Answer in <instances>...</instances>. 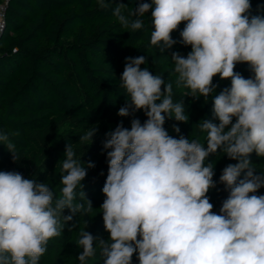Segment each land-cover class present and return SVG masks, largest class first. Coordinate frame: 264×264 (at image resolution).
<instances>
[{"label": "clouds", "instance_id": "9594fccd", "mask_svg": "<svg viewBox=\"0 0 264 264\" xmlns=\"http://www.w3.org/2000/svg\"><path fill=\"white\" fill-rule=\"evenodd\" d=\"M111 2L112 15L128 32L142 30L151 12L149 46L161 54L177 43L172 33L183 23L179 43L191 51L172 52L174 82L142 68L144 55L125 58L118 85L125 103L117 115L142 111L146 119H131L130 128L121 120L105 133L108 172L99 209L109 237H94L86 222L76 241L79 264L97 250L103 264H132L134 255L139 264H264V195L256 194L264 173L256 174L250 158H264V15H251V0H141L134 8ZM238 64L253 75L235 71ZM216 76L230 80L218 94ZM174 84L193 99L211 97L213 119L196 124L203 140L165 129L166 120L189 122L183 100L174 102ZM173 130L181 132L178 124ZM97 132L98 126L89 127L78 142L86 149ZM0 145L14 163L22 159L9 134L0 132ZM217 153L236 161L219 176L229 193L219 213L208 196L217 182L207 161ZM63 156L59 197L46 182L0 171V264H39L49 240L77 213H92L82 181L95 163L83 162L69 143Z\"/></svg>", "mask_w": 264, "mask_h": 264}, {"label": "trees", "instance_id": "16d2710c", "mask_svg": "<svg viewBox=\"0 0 264 264\" xmlns=\"http://www.w3.org/2000/svg\"><path fill=\"white\" fill-rule=\"evenodd\" d=\"M105 2L109 7L101 9L97 0H8L5 9V27L0 33V132L9 134L22 159L14 163L11 154L0 145V171H17L25 178L46 182L59 197L60 161L68 143L83 162L95 163L82 181L94 208L92 213H77L60 236L49 240L39 264H79L77 256L82 249L76 241L86 222V230L94 237H109L99 209L105 199L102 188L108 172L102 141L105 133L114 130L121 120L130 128L131 119L139 118L142 123L146 119L142 111L134 117L117 115L125 103L124 91L118 87L125 58L144 55L147 64L142 68L148 67L153 75L162 74L165 80L174 82L172 52L186 56L191 51L190 46L179 43L183 23L172 33L177 43L161 54L149 46L151 12L143 18L142 30L128 32L112 15L115 3ZM116 2L134 8L141 0ZM251 5V15H264V0H251ZM235 71L245 78L253 75L247 64H238ZM213 83L217 85L215 94L230 86V80H221L219 76L214 77ZM173 90L174 102L183 100L189 122L166 120L165 129L173 137L184 135L192 139L199 135L203 140L196 124L213 119L211 97L207 102L203 97L193 99L186 96L187 89L176 88L175 84ZM174 124L180 127L179 134L173 130ZM93 125L98 126V132L94 143L85 149L78 142L79 137ZM250 158L256 174L264 173V158L255 153ZM207 162L214 163L213 179L217 182L208 196L213 211L219 213L229 194L219 183V176L228 164L236 161L217 153L210 155ZM256 194L264 195V187ZM69 214L65 210L64 215ZM87 264H103L99 250ZM132 264H139L136 255Z\"/></svg>", "mask_w": 264, "mask_h": 264}, {"label": "built area", "instance_id": "2783aa9c", "mask_svg": "<svg viewBox=\"0 0 264 264\" xmlns=\"http://www.w3.org/2000/svg\"><path fill=\"white\" fill-rule=\"evenodd\" d=\"M8 0H0V33L5 27V9L7 6Z\"/></svg>", "mask_w": 264, "mask_h": 264}]
</instances>
